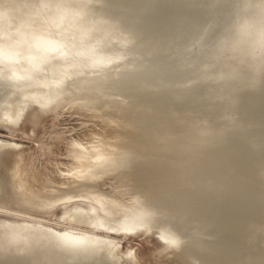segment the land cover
<instances>
[{
    "label": "bare ground",
    "instance_id": "1",
    "mask_svg": "<svg viewBox=\"0 0 264 264\" xmlns=\"http://www.w3.org/2000/svg\"><path fill=\"white\" fill-rule=\"evenodd\" d=\"M45 1L0 0V119L76 104L105 130L71 143L65 186L21 163L23 148L2 159L14 142L0 135V264H137L113 233L139 231L168 240L173 264H264V0L151 14L130 1L68 51L73 25L42 15ZM58 39L34 69L32 44ZM60 201L69 225L30 212Z\"/></svg>",
    "mask_w": 264,
    "mask_h": 264
},
{
    "label": "rangeland",
    "instance_id": "2",
    "mask_svg": "<svg viewBox=\"0 0 264 264\" xmlns=\"http://www.w3.org/2000/svg\"><path fill=\"white\" fill-rule=\"evenodd\" d=\"M29 107L34 108L33 113L36 117H32V112H27ZM29 107L24 111V114H30L28 115L30 117H25L24 114H22L20 119L16 121L0 119V135L14 142L13 145L7 144L4 146V149H8V147L9 149H6L7 151L5 150L6 156L3 149L4 156L2 155V159L6 158V161H10L9 158L7 159V157H9L8 153L16 152V149L18 153L23 150L22 154H24L22 155L20 152L18 158L21 163L30 164L28 166L32 167V169L41 176L47 178L49 183L65 186L69 184L67 181L71 179L73 175V170L69 171V165L66 162L72 161L73 159V156L69 153V149L72 147L71 143L73 141H78L90 144L91 140L97 139L99 134L105 130V122L93 111L83 109L76 104L63 105L54 111L50 110L44 114L39 113L37 105L33 104ZM50 112L52 114H50ZM22 116L25 121L22 120ZM26 118L29 119L26 120ZM18 120L20 122L19 125ZM29 120H31L30 123ZM33 124H35V126ZM19 148L23 149L18 151ZM21 155L23 158L25 157V159L21 158ZM0 169L2 170L1 167ZM63 174H65V176H62ZM99 182V184L106 189L111 185L110 183H105L104 180H100ZM59 203L61 204L62 202H57L55 207L54 205L50 207L51 210L49 208L46 211L30 212L44 217L49 223L61 224L60 226L69 225L68 223H71L72 219L69 217L65 218V216L62 215V209H64V207H62L63 205L60 206ZM10 204L9 199L5 202L4 206L10 207ZM59 214L61 215L59 216ZM113 235L120 239L119 246L124 252H129L134 255L137 264H173L174 260L168 256L169 253L168 250H166L168 240H165V238L161 239L162 237L159 238L160 236L153 232L139 231L126 235L123 233H113Z\"/></svg>",
    "mask_w": 264,
    "mask_h": 264
},
{
    "label": "water",
    "instance_id": "3",
    "mask_svg": "<svg viewBox=\"0 0 264 264\" xmlns=\"http://www.w3.org/2000/svg\"><path fill=\"white\" fill-rule=\"evenodd\" d=\"M56 0H46L45 2H42L39 7L36 9L38 11H41L42 15H48V12L53 13L54 11H57V14L55 16L56 20H68L70 22V25L72 24L73 27L70 30L67 35L71 36V43L69 41L65 42V40H59L54 41L53 43L49 44V46L39 47L38 44H32L36 47H31L32 54L29 56L32 57V59L36 62L37 66L33 67L40 68L41 66H44L45 64H48L50 61L49 54L52 52H55L57 49L61 48L62 45H67L66 51H68L67 48L73 45V40L76 38V41L80 44L84 41H88L90 37H94L97 34L108 32L111 30L113 25L111 23V15L110 14H119L117 10L124 9L128 6H131L130 1L134 2H141V0H58L59 2L55 3ZM244 0H148V3H145L146 5H142L141 11H138L139 13L136 14H151L152 12H155L159 7L167 4H173V3H181L184 7L182 8H196V9H202L207 6H217L219 4H225V5H236ZM81 4V7L78 8L77 11H68L67 9L63 7H67L69 5H75V3ZM29 2L22 3L19 6L16 7L17 11L20 12L22 9H27L29 7ZM21 6V7H20ZM19 8V9H18ZM59 9V10H58ZM71 9V8H69ZM35 10V11H37ZM140 10V9H139ZM37 11V12H38ZM47 12V13H46ZM134 12V11H129ZM40 12L34 15V18L39 17L38 15ZM110 15V16H109ZM128 15V13H127ZM95 17V19H93ZM114 18V17H113ZM39 21V20H38ZM75 28H77V31H83L82 34L79 36L77 31H74ZM47 33V32H46ZM61 43V44H60ZM77 43V44H78ZM79 46V45H78ZM82 46V45H81ZM63 50V53H60L59 55L69 56L70 52H65ZM51 64V63H50ZM33 69V70H34ZM32 72V71H31ZM32 74V73H31ZM30 76V75H29ZM174 261H178V254H172L170 256Z\"/></svg>",
    "mask_w": 264,
    "mask_h": 264
}]
</instances>
